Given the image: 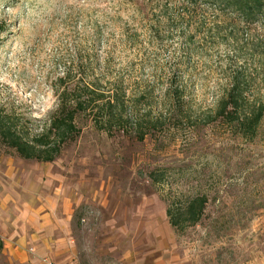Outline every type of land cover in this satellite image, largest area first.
<instances>
[{"label":"rangeland","instance_id":"rangeland-1","mask_svg":"<svg viewBox=\"0 0 264 264\" xmlns=\"http://www.w3.org/2000/svg\"><path fill=\"white\" fill-rule=\"evenodd\" d=\"M233 19L184 0H0V113L24 133L48 124L68 70L124 80L133 111L166 123L139 141L81 117V134L52 162L0 141V157L43 172L42 199L68 219L83 263L264 264V118L253 140L206 123L234 80L245 109L264 103V30ZM169 88L182 95L175 122ZM202 194L204 217L178 231L169 202Z\"/></svg>","mask_w":264,"mask_h":264},{"label":"trees","instance_id":"trees-1","mask_svg":"<svg viewBox=\"0 0 264 264\" xmlns=\"http://www.w3.org/2000/svg\"><path fill=\"white\" fill-rule=\"evenodd\" d=\"M193 8H208L233 17L246 26H258L264 30V0H184ZM7 30L0 21L1 34ZM169 119L180 120L182 95L179 88L167 90ZM58 106L50 116L48 124L34 135L24 133L9 114L0 113V141L13 149L25 160L41 162L54 161L82 132L79 119L85 117L99 131L110 135L122 133L144 141L166 124L162 118L151 119L147 115L136 114L132 96L124 80L102 84L99 79H71L68 70L56 81ZM246 98L240 83L234 80L231 88L219 101L213 116L206 123L221 121L233 126L239 135L253 140L264 118V103L255 104L253 109H245ZM178 111V112H177ZM154 183H159L163 174L159 170L150 173ZM208 197L204 194L186 197L184 200L169 202L167 216L170 224L178 231L196 225L204 217ZM3 241L0 237V254Z\"/></svg>","mask_w":264,"mask_h":264},{"label":"crops","instance_id":"crops-1","mask_svg":"<svg viewBox=\"0 0 264 264\" xmlns=\"http://www.w3.org/2000/svg\"><path fill=\"white\" fill-rule=\"evenodd\" d=\"M42 174L24 160L0 157V264H85L64 228L68 219L58 215L56 202L42 199ZM130 258L129 264L137 263ZM149 264L167 262L156 258Z\"/></svg>","mask_w":264,"mask_h":264}]
</instances>
